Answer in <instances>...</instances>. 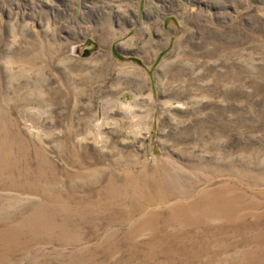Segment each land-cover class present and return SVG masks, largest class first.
I'll list each match as a JSON object with an SVG mask.
<instances>
[{"label": "rangeland", "instance_id": "obj_1", "mask_svg": "<svg viewBox=\"0 0 264 264\" xmlns=\"http://www.w3.org/2000/svg\"><path fill=\"white\" fill-rule=\"evenodd\" d=\"M0 264H264V0H0Z\"/></svg>", "mask_w": 264, "mask_h": 264}]
</instances>
